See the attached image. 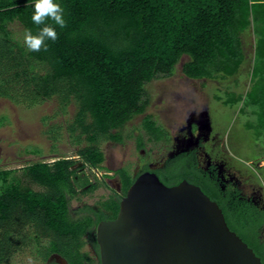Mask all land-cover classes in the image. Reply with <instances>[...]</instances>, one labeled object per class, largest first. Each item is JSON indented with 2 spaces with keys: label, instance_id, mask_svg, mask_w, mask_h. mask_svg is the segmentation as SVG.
<instances>
[{
  "label": "trees",
  "instance_id": "trees-1",
  "mask_svg": "<svg viewBox=\"0 0 264 264\" xmlns=\"http://www.w3.org/2000/svg\"><path fill=\"white\" fill-rule=\"evenodd\" d=\"M54 2L63 9L66 27L47 19L58 39L44 41L47 51L33 52L10 29L19 25L36 34L44 26L31 20L33 0H0V99L25 109L53 102L54 114L45 120L68 117L69 109H75L63 124L54 123L46 131L53 152L64 130L82 168L102 169V142L124 144L132 136L126 135L128 124L139 116H144L147 142L166 149L171 136L147 114V85L173 77L188 57L182 74L213 83L209 94L220 106V126L227 113L236 116L221 135L227 154L240 158L243 166L251 163L264 179V166L258 168L264 163V0ZM7 122V116L0 117V129ZM145 140L142 134L137 137L140 151H146ZM26 153L43 154L39 148ZM141 162L137 175L128 168L116 172L122 196L75 209L74 200L103 186L97 177L92 183L78 167L73 169L78 161L59 155L51 164L39 160L21 170L0 169V264H13L25 251L42 264L55 254L68 264H97L85 247L92 243L99 253L92 234L101 222L117 218L122 198L149 171L147 159ZM153 172L168 187L184 180L199 186L264 264V209L242 199L234 188L223 191L203 179L193 160H168Z\"/></svg>",
  "mask_w": 264,
  "mask_h": 264
},
{
  "label": "water",
  "instance_id": "water-1",
  "mask_svg": "<svg viewBox=\"0 0 264 264\" xmlns=\"http://www.w3.org/2000/svg\"><path fill=\"white\" fill-rule=\"evenodd\" d=\"M202 120L211 134L208 112ZM96 239L101 264H262L199 186L184 180L168 187L151 172L136 178ZM51 263L68 264L57 254Z\"/></svg>",
  "mask_w": 264,
  "mask_h": 264
},
{
  "label": "rangeland",
  "instance_id": "rangeland-1",
  "mask_svg": "<svg viewBox=\"0 0 264 264\" xmlns=\"http://www.w3.org/2000/svg\"><path fill=\"white\" fill-rule=\"evenodd\" d=\"M10 29L18 39L23 38L24 31L19 25H13ZM187 61H189V58L183 57L173 77L155 80L147 85L151 97V104L147 114L154 115L159 125L167 129L171 135V131L172 134H175L176 128L182 125L187 112L192 110L199 112L204 106L209 104L214 130L219 135L225 134L228 124L233 123L236 116L233 113H227L225 122L220 126V106L215 101H211L209 94V89L213 83L187 80L182 74V66ZM206 83L207 87H204ZM177 97L181 99H177ZM182 98H187L188 101L194 98L196 101L194 105L185 107V103L188 101L186 102ZM74 110L72 106L69 109L68 117L59 116L56 120H45L46 117H51L54 114L55 105L53 102H47L33 109H25L13 105L8 100L0 99V117H8L7 124L0 129V169L21 170L26 165L39 160L52 162L59 155L67 156L83 164L81 159L76 156V147L70 142L64 130L62 140L59 142L55 152L51 148L50 135L46 134L52 124H63L67 118L74 114ZM143 118L144 116H139L128 124L126 135L132 136L127 138L124 144H116L110 141L102 142L101 149L105 154V162L102 169L95 170L86 166L82 173L89 175L92 180H95L96 177L98 179L102 178L103 175L105 177V174L112 176L114 171L120 168H128L133 173L137 166L140 165L141 158H147L148 153L150 159L158 160L166 151L160 148V145H153L147 142V136L141 127ZM171 125H174V128ZM171 128L172 130H170ZM141 134L145 136L147 143L144 154L137 148L136 140ZM164 136L166 135L164 134ZM154 141L156 142V140ZM28 148H39L43 154L37 156L26 153ZM261 166H264V164L262 163ZM33 188L40 190L37 186H33ZM108 195L109 191L99 189L89 196L82 197L81 200L83 199L86 203L94 205ZM77 205L78 201L72 202V207ZM85 251L89 252L88 246L85 247ZM12 262L13 264H42L29 251L17 254Z\"/></svg>",
  "mask_w": 264,
  "mask_h": 264
},
{
  "label": "flooded vegetation",
  "instance_id": "flooded-vegetation-1",
  "mask_svg": "<svg viewBox=\"0 0 264 264\" xmlns=\"http://www.w3.org/2000/svg\"><path fill=\"white\" fill-rule=\"evenodd\" d=\"M186 79L191 80L188 78ZM177 99L181 98L177 97ZM182 99L186 100V102L188 101L187 98ZM195 101L196 100L194 98L189 99V101L185 103V107L194 105ZM209 110L210 107L208 104L204 106L199 112L197 110L187 112L184 122L181 126L176 128L175 134H172L171 131V142L168 146H166V152L158 160L150 161V158H146L149 168V171L147 172L154 173L153 171L161 169L168 160L182 158L193 160L197 163V166L202 173L203 179L211 181V184L218 185L219 188L221 185L223 191L227 190L228 188H234L238 191L242 199H246L247 201L252 202L255 206L264 209V179L262 178V175L256 172V168L251 166V163H247V166H243L239 162L242 160L233 154L230 155L234 160L232 161L230 159V155H228L226 151V137H222L221 134L219 135L216 133L213 125L211 134L208 133L204 127L202 118L203 114L206 112H208L210 115ZM171 126L174 128V125ZM172 128L170 130H172ZM141 153L144 154V151H141ZM55 161L56 159L47 163L51 164ZM261 164L258 165V168L263 167ZM82 166L83 164L78 163L77 166H73V169L78 167L79 173L83 174L82 172L85 170V168H82ZM142 169L143 166L142 162L140 161V165L134 170L133 175H137ZM118 170L119 169L114 171V175L112 176L105 174V177L103 175V177L99 179L103 182V186H101L99 189H105L109 191V195L103 200L110 198L112 195L122 196L123 193L121 184L116 177V172ZM84 175L89 176L87 174H83V176ZM90 180L92 183H95V180H92L91 177ZM89 195L90 194L82 195V197ZM85 205L95 206V204L90 205L82 199L78 201V205L73 208L75 209ZM92 239L93 241H96V245H98L96 232L92 234ZM87 246L91 255L95 257L97 264H101L100 252L98 251L99 253H97L92 243H88Z\"/></svg>",
  "mask_w": 264,
  "mask_h": 264
},
{
  "label": "clouds",
  "instance_id": "clouds-1",
  "mask_svg": "<svg viewBox=\"0 0 264 264\" xmlns=\"http://www.w3.org/2000/svg\"><path fill=\"white\" fill-rule=\"evenodd\" d=\"M34 13L31 17L33 24L38 27L36 34H33L31 29H25L23 42L29 51L38 52L41 48L47 51V46L44 44L46 39L55 42L58 39L57 32L54 27L46 24L47 19H51L60 28L66 27V22L63 19V9L54 2V0H33Z\"/></svg>",
  "mask_w": 264,
  "mask_h": 264
}]
</instances>
